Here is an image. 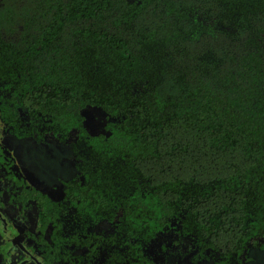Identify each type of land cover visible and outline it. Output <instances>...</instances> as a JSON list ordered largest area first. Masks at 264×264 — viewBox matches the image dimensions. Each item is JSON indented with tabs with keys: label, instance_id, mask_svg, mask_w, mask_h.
Wrapping results in <instances>:
<instances>
[{
	"label": "trees",
	"instance_id": "16d2710c",
	"mask_svg": "<svg viewBox=\"0 0 264 264\" xmlns=\"http://www.w3.org/2000/svg\"><path fill=\"white\" fill-rule=\"evenodd\" d=\"M0 122L75 166L54 200L0 147L42 264H160L170 234L192 264L264 252V0H0Z\"/></svg>",
	"mask_w": 264,
	"mask_h": 264
},
{
	"label": "rangeland",
	"instance_id": "374dc122",
	"mask_svg": "<svg viewBox=\"0 0 264 264\" xmlns=\"http://www.w3.org/2000/svg\"><path fill=\"white\" fill-rule=\"evenodd\" d=\"M82 115L84 126L90 134L104 132V125L109 119L101 109L86 107L82 111ZM0 145L10 151L27 182L47 193L54 200H59L62 196L63 184L76 176L69 148L64 144L55 141L36 144L33 140H16L11 136L0 135ZM26 220L25 217L20 218V222L30 226L32 215L30 220ZM174 236V234H170L160 237L154 243L150 253L157 256L160 264H192L191 242L189 240L180 241ZM8 242L6 236L2 235L0 231V248L7 245ZM153 249L156 250V253ZM7 255H11L12 263L20 256L17 253L11 254V252H7ZM246 258L247 264H264V252L249 249L246 252ZM6 261L7 257L2 253L0 264H8ZM201 264L213 263L204 262Z\"/></svg>",
	"mask_w": 264,
	"mask_h": 264
},
{
	"label": "flooded vegetation",
	"instance_id": "af4514ba",
	"mask_svg": "<svg viewBox=\"0 0 264 264\" xmlns=\"http://www.w3.org/2000/svg\"><path fill=\"white\" fill-rule=\"evenodd\" d=\"M0 135L9 137V135L5 133L1 122ZM0 147L10 154V156L14 159L15 168L19 169L17 162L10 151L2 145H0ZM21 174L27 182L25 175H23L22 172ZM29 186L32 185L29 184ZM32 187L37 188L35 186ZM16 193L17 189L14 183H12L5 176L4 171H0V231L2 232V235L6 236L7 240L9 241L7 245L0 248V255L3 253L7 257L6 263L8 264H37V262L42 264L40 261V254L36 250L34 243L30 238L36 233V209L34 205H30L28 208H22L20 204H16L14 201H12L11 196ZM31 215L32 222L30 226L20 222V218L22 217L30 220ZM13 238H15L17 242H14ZM7 252H11V254L17 253L20 256L19 258L17 257L12 263L11 255L8 256ZM17 260H19L18 263Z\"/></svg>",
	"mask_w": 264,
	"mask_h": 264
},
{
	"label": "water",
	"instance_id": "95a60500",
	"mask_svg": "<svg viewBox=\"0 0 264 264\" xmlns=\"http://www.w3.org/2000/svg\"><path fill=\"white\" fill-rule=\"evenodd\" d=\"M14 242H17L15 238H13ZM37 264H40L39 262H37Z\"/></svg>",
	"mask_w": 264,
	"mask_h": 264
}]
</instances>
